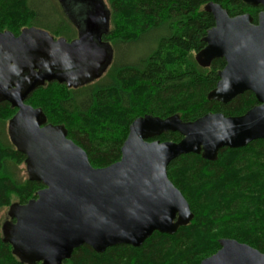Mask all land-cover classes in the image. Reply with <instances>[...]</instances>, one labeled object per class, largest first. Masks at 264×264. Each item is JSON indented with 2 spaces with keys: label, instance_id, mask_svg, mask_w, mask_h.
<instances>
[{
  "label": "water",
  "instance_id": "1",
  "mask_svg": "<svg viewBox=\"0 0 264 264\" xmlns=\"http://www.w3.org/2000/svg\"><path fill=\"white\" fill-rule=\"evenodd\" d=\"M78 39H55L44 30L24 28L18 36L0 32V50L13 56L0 65V100L17 110L8 133L26 155L30 176L43 188L36 198L14 205V223L4 239L23 261L62 264L87 246L97 254L115 246L139 248L154 233L172 236L193 219L189 205L167 177V167L184 155L215 162L222 149H241L264 141V0H237L263 8L253 24L250 15L230 17L220 5L204 11L214 26L202 39L194 60L203 69L223 59L218 82L207 101L228 104L250 92L257 105L238 117L208 113L193 122L179 116L136 118L120 149V159L94 168L86 153L60 127L45 126L40 109L25 103L38 88L57 82L79 88L99 80L113 62L102 42L109 32L110 11L102 0H58ZM236 1V0H228ZM83 16L79 19L81 9ZM19 79L15 86L13 80ZM178 133L179 142L155 140ZM200 264H264V254L232 239Z\"/></svg>",
  "mask_w": 264,
  "mask_h": 264
},
{
  "label": "trees",
  "instance_id": "2",
  "mask_svg": "<svg viewBox=\"0 0 264 264\" xmlns=\"http://www.w3.org/2000/svg\"><path fill=\"white\" fill-rule=\"evenodd\" d=\"M109 32L103 39L114 52L106 73L76 89L51 83L35 90L25 103L40 109L45 126L60 127L66 138L80 147L94 168H105L120 159L129 125L151 115L165 119L179 116L193 122L221 113L238 117L257 105L246 92L226 105L207 101L225 62L214 60L200 68L194 57L205 45L202 39L214 26L204 11L208 3L220 5L230 17L248 14L257 22L261 7L251 8L228 0H107ZM116 20V21H115ZM116 27L112 29L111 24ZM71 26L59 1L0 0V32L14 35L24 28L41 29L54 38L71 40ZM144 52L132 58L133 49ZM193 55V56H194ZM0 114H16L7 103ZM5 120L0 119V210L15 196L21 206L43 188L33 176L20 181L12 169L25 163L26 155L11 141ZM155 140L179 142L178 133ZM167 177L182 194L192 221L172 235L154 233L139 248L115 246L97 254L87 246L74 250L62 264H200L219 249L220 239H232L264 254V141L241 149H222L215 162L189 154L167 167ZM11 223H14L12 220ZM230 231L222 234V229ZM0 264H40L23 261L0 236Z\"/></svg>",
  "mask_w": 264,
  "mask_h": 264
},
{
  "label": "rangeland",
  "instance_id": "3",
  "mask_svg": "<svg viewBox=\"0 0 264 264\" xmlns=\"http://www.w3.org/2000/svg\"><path fill=\"white\" fill-rule=\"evenodd\" d=\"M55 1H58V0H55ZM102 2L106 6V8L110 11L111 9H110L109 2H107V0H102ZM80 9H81V13L79 14V17L77 19H79L83 16L82 12H84V9L83 8H80ZM69 27L71 28V32H72V36L70 37V39H73L76 36V32L71 26H69ZM111 27H112V29L116 27L115 22H113L111 24ZM57 38H62V37H57ZM67 38L68 37L66 36V39ZM132 51H133V53H132L131 57L136 59L144 52V48L139 46L136 49L134 48ZM193 55H190V56L195 57V55L194 56ZM3 118L6 119L5 123H4V127H5L4 129H5V135H6V131L8 129V125H9V124L7 125V121L10 118L3 117L0 114V119H2V121H3ZM2 121L0 123H3ZM11 171H12V174L15 175L20 181H24L25 179H27L30 176L29 175L30 174L29 167L26 163H23V162L18 164L17 166H15ZM17 202L18 201L15 198V196H12L11 197V205L4 207L0 210V236L3 238L5 237L4 236V234H5L4 230H5L6 225L11 224V222L13 220L11 217L12 214H14L13 206L17 205L16 204ZM229 231H230V228L226 227V228L222 229L221 233L225 234L226 232H229Z\"/></svg>",
  "mask_w": 264,
  "mask_h": 264
},
{
  "label": "flooded vegetation",
  "instance_id": "4",
  "mask_svg": "<svg viewBox=\"0 0 264 264\" xmlns=\"http://www.w3.org/2000/svg\"><path fill=\"white\" fill-rule=\"evenodd\" d=\"M262 11H263V8H262ZM18 35L19 34L15 35V36H18ZM55 39H58V38H55ZM77 39H78V32L76 31V36L73 39H71L69 41L66 40V41L67 42H72V41L77 40ZM102 42H106V41L102 38ZM106 43H108V42H106ZM12 56L13 55L11 53H9L8 51H6V50H0V65H5L6 63H8V59L11 58ZM113 59H114V52H113ZM52 83H57V82H52ZM13 84H15V86L20 85L19 79L13 80ZM49 84H51V83H49ZM57 84H59V83H57ZM63 85H66V84H63ZM3 103H5V102H3V101L0 100V104H3ZM16 112H17V110H16Z\"/></svg>",
  "mask_w": 264,
  "mask_h": 264
}]
</instances>
